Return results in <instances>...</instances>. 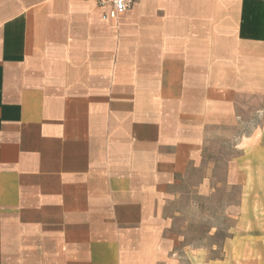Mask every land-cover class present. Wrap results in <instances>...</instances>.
<instances>
[{
	"label": "crops",
	"instance_id": "0c3cea01",
	"mask_svg": "<svg viewBox=\"0 0 264 264\" xmlns=\"http://www.w3.org/2000/svg\"><path fill=\"white\" fill-rule=\"evenodd\" d=\"M102 15L0 0V264H179L174 178L220 143L230 180L264 176V0Z\"/></svg>",
	"mask_w": 264,
	"mask_h": 264
},
{
	"label": "rangeland",
	"instance_id": "374dc122",
	"mask_svg": "<svg viewBox=\"0 0 264 264\" xmlns=\"http://www.w3.org/2000/svg\"><path fill=\"white\" fill-rule=\"evenodd\" d=\"M213 147L205 156L206 169L186 168L169 185L161 210L168 221L169 259L179 264H264V176L230 180L229 158L237 154L230 144ZM205 180L200 192L198 182Z\"/></svg>",
	"mask_w": 264,
	"mask_h": 264
},
{
	"label": "built area",
	"instance_id": "2783aa9c",
	"mask_svg": "<svg viewBox=\"0 0 264 264\" xmlns=\"http://www.w3.org/2000/svg\"><path fill=\"white\" fill-rule=\"evenodd\" d=\"M103 10V19L116 20L129 11L137 0H94Z\"/></svg>",
	"mask_w": 264,
	"mask_h": 264
}]
</instances>
